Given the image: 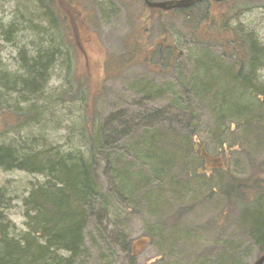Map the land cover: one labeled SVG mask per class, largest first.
Returning a JSON list of instances; mask_svg holds the SVG:
<instances>
[{"label":"rangeland","instance_id":"374dc122","mask_svg":"<svg viewBox=\"0 0 264 264\" xmlns=\"http://www.w3.org/2000/svg\"><path fill=\"white\" fill-rule=\"evenodd\" d=\"M74 6L82 14L78 53L72 40L60 29H51L41 17L38 0H0V145L12 149L20 159L38 151L66 161L70 155L71 159L80 155L77 149L85 155V106L89 100L102 119L140 114L139 124L126 125V133L136 126L138 134L163 129L173 119L178 134H162L159 147L171 154L169 142L178 146L181 140L192 139L209 154L208 168L203 169L197 151L186 153L185 147H176L181 157L178 154L163 177L179 181L175 191L179 194L170 192L163 179L153 183L161 187L159 191L152 185L147 190L144 185L148 182H143L132 195L135 202L127 201L104 161L99 169L102 189L92 202L85 231V252L76 264H253L258 249L236 223L241 210L236 196L232 203L225 191L232 180V191L238 196V188H249L242 201L258 202L264 211V188L254 179H264V98L253 96L229 77L219 85L226 73L223 69L214 72V67L225 64L235 73L240 63L218 39L220 33L213 35L217 25L210 33L199 28L192 32L178 15L165 16L162 25L152 22L146 35L149 46L153 49L154 44L166 42L171 46L163 61L170 62L167 68L142 57L151 49L144 40L138 41L145 22L136 21L130 13L133 8L140 10L142 4L75 0ZM213 13L220 21L227 18L238 36L250 35L264 46V0L247 7L225 0L214 4ZM39 51L57 55L43 90L26 98L21 86L10 80L23 73L27 60ZM117 58L126 66L114 73ZM259 58L255 78L264 86V55ZM209 83L212 90L202 91ZM117 125L116 132L121 128ZM104 134L110 139L106 128ZM115 142L109 150L123 155L126 140L118 137ZM124 159L140 165L151 178L144 158L138 164L140 159L128 150ZM209 165L217 169L211 170ZM195 166L201 173L188 177ZM128 173L130 179L135 178L133 171ZM47 179L44 173L0 166L1 208L13 236L26 230L24 198L33 185L45 184ZM131 184L135 185L128 182L130 188Z\"/></svg>","mask_w":264,"mask_h":264},{"label":"trees","instance_id":"16d2710c","mask_svg":"<svg viewBox=\"0 0 264 264\" xmlns=\"http://www.w3.org/2000/svg\"><path fill=\"white\" fill-rule=\"evenodd\" d=\"M224 1L201 0L187 8L163 11L148 8L145 0H132L136 4H142V7L138 11L133 8L130 13L133 17L135 16L134 19L136 21L145 22V25L140 30V35L142 36L138 41L144 40L149 48L152 46H149L150 42L147 40L146 35L149 34L151 24L158 21L162 25L165 16L178 15L182 17L190 25L192 32L197 31V28H199L198 31H209L211 33L214 30V26L217 25L218 30L212 32L213 35L217 36V33H220L221 37L218 39L227 46L228 50L234 52L237 61L240 63L235 73L231 67L225 64H223V67L209 65L214 67V72L218 69H223L226 73V78L219 85H223L227 81V77H229L237 84L240 83L243 88H248L253 96L264 98V86L258 83L255 78L258 61H261L259 57L264 55V46H259L250 35L243 38L238 36L237 31L228 26L227 18L220 21L217 14L213 13V8L214 4L220 5ZM234 1L247 7L259 0ZM38 2L43 11L41 17L48 22L51 29H60L68 40H72L73 47L76 46L77 49L75 50L78 53V48L81 47L77 38V31L82 14L75 8V0H38ZM201 25L206 28L203 29ZM164 36H166V33H164ZM166 43H161L159 46L156 45L157 43L154 44L153 49H149V54L145 53L142 56L143 59L159 65L163 63L168 68L170 62L164 63L163 61L168 53L166 49L171 46ZM138 48L139 46H137V52L139 51ZM55 55H57V52L51 55H48L47 52H37L34 57L27 60L23 73L16 75L11 80L9 79L10 83L21 86V93L26 98L31 97L36 91L43 90L48 82V72L54 63L53 58H55ZM125 66L126 62L119 60V66L115 68L114 73L123 70ZM79 74H81L80 71ZM82 76L87 78V74L84 71ZM210 85L212 84H206V87L203 85L201 87L202 91L208 92L212 90ZM215 87L214 85L213 89ZM60 98L63 99V97ZM85 113V130L87 134L84 138L85 155H81L77 149V153L80 155L73 159H71L72 155H70V158L66 161V159H52L49 155L38 151L32 153L31 156L29 154L20 159L16 157L12 149L5 145H0L1 167L4 169L18 168L30 172L44 173L48 177L45 184L33 185L27 197L24 198L26 230L18 236L10 234L11 223L6 219L1 208L3 192L0 191V264H76L77 260L83 257L85 252V231L91 216L92 202L97 195L99 196L102 189L99 169L104 161L107 164L109 174L119 183V189L125 193L127 201L132 202H135L132 195H135L134 192L137 191V187L140 188L143 182H148V184L144 185V187H148L147 190L152 185L153 189L159 191L161 187L153 183L158 184L157 182L163 179L165 180V186L168 187L167 189L170 192L174 193L177 190L178 180L175 181L174 179L163 177V175H168V168H172L177 162L178 154L179 158L181 157V153L177 152L176 147L178 149L185 147L182 150L186 153L188 151H197L200 156L198 157L204 161V165L199 167L208 168L206 158L209 154L201 144L192 139L181 140V144L178 146H174L169 142V148H172L171 154L163 150V146L159 147L161 145L158 144L163 142V137H160L162 134L168 133V136L178 134L177 132L175 133L173 119L166 122V126L163 129L155 128L148 131V133L144 131L138 134L136 133L137 126L128 133L125 132V129L128 124L136 125L134 122L139 124L138 122L141 120L140 114L131 116L128 113V115L118 117L123 122L118 121V118L117 120L114 119L113 116H107L102 119L99 116L100 112L94 110V107L89 104V100L86 101ZM117 122L121 126L118 132L115 131V123L117 125ZM105 128L110 134V139L105 134L103 135ZM118 137L125 139L127 142V144L124 143L125 149L121 148L122 152L125 151L123 155L116 154L108 148L117 144L115 138ZM104 141L108 142L104 144ZM128 150L132 152L135 158L140 159L136 161L138 164L144 158L145 163L150 165L151 172L149 171L148 175L151 178L145 175L146 172L140 168V165H137V167L133 162L131 163L124 159ZM130 167L131 169H129ZM199 167L195 166V170L189 171L187 176L190 177L201 173H197L196 168ZM209 169L216 170L217 168L211 166ZM131 171L135 174V178L130 179L128 172ZM139 171H142V173ZM196 175L192 178L198 177ZM254 179L260 180L259 186L264 188L263 178L259 176ZM130 181L135 183V185L131 184V188L128 186ZM232 182L228 181L226 183L229 185L225 194L231 199L232 203L235 195L238 208H241L239 210L240 219L236 223L239 229L244 231L252 240L258 249V255H260L264 252V211L258 202L244 203L242 199L248 196L246 190L250 189L246 188L243 190L238 188L239 191L237 193L241 195L238 196L232 191ZM253 192H256V190H253ZM175 193L179 194L178 192ZM135 207H137V203ZM64 253L67 256H64Z\"/></svg>","mask_w":264,"mask_h":264},{"label":"water","instance_id":"95a60500","mask_svg":"<svg viewBox=\"0 0 264 264\" xmlns=\"http://www.w3.org/2000/svg\"><path fill=\"white\" fill-rule=\"evenodd\" d=\"M197 1H201V0H161V1L145 0V4L147 5V7L151 9H160L163 11H168L176 8L190 7L193 4H195ZM253 264H264V252L253 262Z\"/></svg>","mask_w":264,"mask_h":264},{"label":"flooded vegetation","instance_id":"af4514ba","mask_svg":"<svg viewBox=\"0 0 264 264\" xmlns=\"http://www.w3.org/2000/svg\"><path fill=\"white\" fill-rule=\"evenodd\" d=\"M209 166H211V165H209Z\"/></svg>","mask_w":264,"mask_h":264}]
</instances>
